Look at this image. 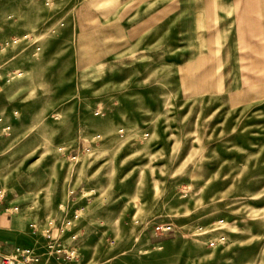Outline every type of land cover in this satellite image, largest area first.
Here are the masks:
<instances>
[{
  "label": "rangeland",
  "instance_id": "374dc122",
  "mask_svg": "<svg viewBox=\"0 0 264 264\" xmlns=\"http://www.w3.org/2000/svg\"><path fill=\"white\" fill-rule=\"evenodd\" d=\"M224 1L0 0L20 248L53 228L64 264H264V40Z\"/></svg>",
  "mask_w": 264,
  "mask_h": 264
},
{
  "label": "crops",
  "instance_id": "0c3cea01",
  "mask_svg": "<svg viewBox=\"0 0 264 264\" xmlns=\"http://www.w3.org/2000/svg\"><path fill=\"white\" fill-rule=\"evenodd\" d=\"M223 4L224 9L234 10L232 18L239 24L238 34L244 47L254 46L257 50V43L264 40V0H225ZM10 205L9 203L4 209L0 208V259L13 255L15 250L20 248L17 238L21 235L34 236L37 233L33 225L26 223V218L18 212V209L17 212H9L13 209ZM52 229L49 228L47 236H41L43 240L41 248L35 245L26 247L38 258L34 264H64L72 261L49 251Z\"/></svg>",
  "mask_w": 264,
  "mask_h": 264
},
{
  "label": "built area",
  "instance_id": "2783aa9c",
  "mask_svg": "<svg viewBox=\"0 0 264 264\" xmlns=\"http://www.w3.org/2000/svg\"><path fill=\"white\" fill-rule=\"evenodd\" d=\"M9 212H17V208L9 210ZM161 232H168L171 230L170 226L167 227H158L156 228ZM49 249H53V246H49ZM56 253H61L60 250ZM65 253V252H63ZM73 256V254H72ZM71 257V256H70ZM38 261V258L32 254V251L28 248H17L13 255L2 257L0 259V264H34Z\"/></svg>",
  "mask_w": 264,
  "mask_h": 264
}]
</instances>
